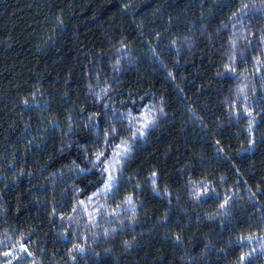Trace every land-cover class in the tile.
<instances>
[{
	"label": "trees",
	"instance_id": "trees-1",
	"mask_svg": "<svg viewBox=\"0 0 264 264\" xmlns=\"http://www.w3.org/2000/svg\"><path fill=\"white\" fill-rule=\"evenodd\" d=\"M0 264H264V0H0Z\"/></svg>",
	"mask_w": 264,
	"mask_h": 264
},
{
	"label": "snow or ice",
	"instance_id": "snow-or-ice-1",
	"mask_svg": "<svg viewBox=\"0 0 264 264\" xmlns=\"http://www.w3.org/2000/svg\"><path fill=\"white\" fill-rule=\"evenodd\" d=\"M243 7H247V5H244ZM259 63V61H258ZM137 134H139L140 136H143L144 135V132L140 129H137L136 131H133L132 132V136L131 138L132 139H135ZM117 148H122V152H117V151H114L113 152V160H114V163L115 164H119L120 163V160H119V157L122 156V154H127L129 151H130V147L128 146L127 144V141H121V143L119 145H116ZM103 153L100 154V156H102ZM100 156L97 157V160L99 161L100 159ZM104 172L107 173V182L104 183V188L105 190H110V187H111V182L115 179V177L113 176L112 174V171L109 170V167H105L104 168ZM179 239V238H177ZM82 251V249H80ZM7 255V253H6ZM241 259H243V257H241Z\"/></svg>",
	"mask_w": 264,
	"mask_h": 264
}]
</instances>
